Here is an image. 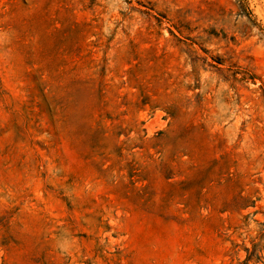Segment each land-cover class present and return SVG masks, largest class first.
I'll return each instance as SVG.
<instances>
[{
	"label": "rangeland",
	"instance_id": "374dc122",
	"mask_svg": "<svg viewBox=\"0 0 264 264\" xmlns=\"http://www.w3.org/2000/svg\"><path fill=\"white\" fill-rule=\"evenodd\" d=\"M0 264H264V0H0Z\"/></svg>",
	"mask_w": 264,
	"mask_h": 264
}]
</instances>
